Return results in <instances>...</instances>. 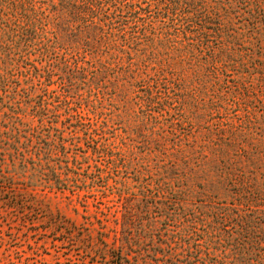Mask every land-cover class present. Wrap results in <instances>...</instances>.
Instances as JSON below:
<instances>
[{
  "label": "trees",
  "instance_id": "obj_1",
  "mask_svg": "<svg viewBox=\"0 0 264 264\" xmlns=\"http://www.w3.org/2000/svg\"><path fill=\"white\" fill-rule=\"evenodd\" d=\"M160 36L162 41L156 42ZM111 45L126 57L119 68L128 84L137 87L134 92L149 113L171 110L172 123L182 126L185 106L195 107L202 100L214 119L215 136H205L207 144L201 145L213 155L231 145L234 118L252 133L251 138L264 135V0H0V165L11 149L10 155L25 160L26 147L33 142L31 149L44 165L55 160L71 171L67 160L61 164V157L66 143L76 146L80 138L86 143L83 158L94 161L86 166L92 181L100 179L98 163L123 165L106 142L105 122L97 124L80 110V89L93 88L99 69L94 65L98 61L87 60L86 55L105 54ZM161 45L193 71L195 84L187 92L183 82L169 80L155 67L152 76L135 81L134 59L143 56L145 69L151 62L146 53ZM104 70L118 73L115 66ZM96 86L98 92L108 84ZM67 129L68 138L63 136ZM88 150L91 154L84 156ZM253 150L257 159H264L263 145ZM24 167L21 164L18 170ZM51 172L44 186L78 194L79 186L57 170ZM6 177L0 168V178ZM180 177L174 168L156 180L163 187L157 185L155 191L166 193L146 201L145 214L137 217L140 232L157 239L143 247L145 254L136 250L133 260L121 251L124 247L131 251L136 243L131 235L138 206L129 201L106 206L112 209L114 226L105 230L98 220L97 237L105 253L119 257V264H264V230L262 219L249 207L252 198L238 197V202L246 199L245 208L218 202L201 192L190 193L179 184ZM160 218L163 225L156 228ZM105 237H111L112 246Z\"/></svg>",
  "mask_w": 264,
  "mask_h": 264
},
{
  "label": "rangeland",
  "instance_id": "obj_2",
  "mask_svg": "<svg viewBox=\"0 0 264 264\" xmlns=\"http://www.w3.org/2000/svg\"><path fill=\"white\" fill-rule=\"evenodd\" d=\"M162 39L160 36L155 41ZM146 55L151 62L145 69L141 63L143 56L134 59L136 64L131 68L137 75L135 81L152 76L155 67L162 69L169 80L183 82L186 92L194 86L193 71L187 64L179 62L171 48L161 45ZM86 59L98 61L94 65L99 69L91 83L93 88L80 89L83 96L81 114L97 124L105 122L104 135L109 137L106 142L118 152L117 158L123 165L115 168L112 164L98 163L100 179L92 181L86 175V166L94 161L83 158L86 143L81 138L76 146L67 142V152L61 157L64 160L61 164L67 160L71 171L60 167L55 160L44 165L31 149L33 142L26 147L25 160L16 154L10 155L13 149L6 151L0 165L7 175L0 178V264H119L120 258L107 255L99 242L98 220L105 225V230L114 226L112 209L109 211L106 206L112 202L120 206L125 201L138 206L133 211L136 212V225L131 235L136 243L131 251L124 247L121 254L130 260L138 254V249L139 254H145L143 247L152 246L151 241L155 243L157 237L151 238L147 231L140 232L137 215L145 214L142 205L146 201L166 193L164 189L155 191L157 185L163 187L156 180L160 181L159 178L174 168L181 174L179 184L190 193L201 192L203 197H212L218 202H235L239 208H245L243 202L246 200L240 198L238 202L239 196L246 194L247 199L252 198L249 207L262 219L264 230V159H257L252 154L255 146L256 150L264 146V135L251 138L252 133L234 118L231 145L224 153L213 155L210 149L201 145L207 144L205 136H215L214 119L210 118L202 100H198L195 107L193 103L185 106V122L182 126L176 125L172 123L171 110L164 113L156 109L149 113L140 105L134 92L137 87L128 84L119 68L126 64V57L115 46L111 45L105 54H87ZM107 61L112 64L108 65ZM114 66L118 69L117 74L104 70ZM99 79L101 82L95 84ZM101 84H108V87L97 92L96 85ZM182 127L186 131L182 132ZM76 134L81 136L82 132ZM63 136H70L69 129ZM90 154L91 150H88L84 156ZM21 164H25L23 171L18 170ZM53 169L70 184L79 186L78 194L44 186L43 180L52 177ZM103 192L109 195L104 196ZM83 194L90 197L85 200ZM151 204L153 202L147 207L149 213L153 212ZM97 206L106 212V216ZM119 215L120 212H116V216ZM162 223L163 218H160L155 227L159 228ZM142 227L147 229L145 221ZM104 240L108 246L113 245L111 237ZM261 244L264 247V236Z\"/></svg>",
  "mask_w": 264,
  "mask_h": 264
}]
</instances>
